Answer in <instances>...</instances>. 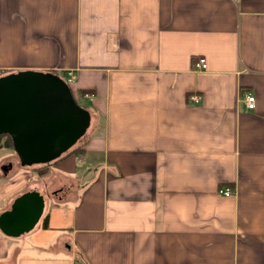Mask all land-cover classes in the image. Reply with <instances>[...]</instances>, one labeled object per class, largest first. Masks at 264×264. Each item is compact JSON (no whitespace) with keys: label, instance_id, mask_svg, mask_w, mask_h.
Segmentation results:
<instances>
[{"label":"crops","instance_id":"obj_1","mask_svg":"<svg viewBox=\"0 0 264 264\" xmlns=\"http://www.w3.org/2000/svg\"><path fill=\"white\" fill-rule=\"evenodd\" d=\"M22 69L73 70L88 123L44 175L0 167V211L44 201L0 264H264V0H0Z\"/></svg>","mask_w":264,"mask_h":264},{"label":"water","instance_id":"obj_2","mask_svg":"<svg viewBox=\"0 0 264 264\" xmlns=\"http://www.w3.org/2000/svg\"><path fill=\"white\" fill-rule=\"evenodd\" d=\"M88 114L67 84L48 71L22 69L0 77V134L6 133L20 165L45 163L85 131ZM37 190L16 195L0 211V232L16 237L33 228L43 211Z\"/></svg>","mask_w":264,"mask_h":264},{"label":"built area","instance_id":"obj_3","mask_svg":"<svg viewBox=\"0 0 264 264\" xmlns=\"http://www.w3.org/2000/svg\"><path fill=\"white\" fill-rule=\"evenodd\" d=\"M192 67L195 70L204 69L206 67L205 59L202 56L197 57L194 60ZM74 77H75L74 72L71 69L66 70L64 74H62L61 76V78L66 84H70L73 81ZM80 95L87 100L92 99L91 93L82 92L80 93ZM190 98L196 101L198 99V96L196 94H193V95H190ZM243 100H244V104L246 108H252L254 106V96L251 93L246 92L243 95ZM217 192L221 194L222 196H230L232 194V190L228 186L219 187L217 189ZM72 264H80V263L73 262Z\"/></svg>","mask_w":264,"mask_h":264},{"label":"trees","instance_id":"obj_4","mask_svg":"<svg viewBox=\"0 0 264 264\" xmlns=\"http://www.w3.org/2000/svg\"><path fill=\"white\" fill-rule=\"evenodd\" d=\"M195 59H193L194 61ZM59 76V75H58ZM60 77V76H59ZM68 86V89L70 90L71 92V95L72 97L75 99L76 101V98H75V94L73 93V89L71 88V86L69 84H67ZM77 102V101H76ZM80 105V104H79ZM82 106L83 108H85L84 105H80ZM84 134V132H83ZM83 134L67 149L65 150L64 152H62L59 156H57L56 158H54L53 160L49 161V162H45V163H33V164H30L32 166L31 170H33L34 174L36 177L38 176H42L44 175L45 173L48 172V169H49V164L51 162H53L54 160L58 159L59 157L71 152V151H75V152H80L82 151V148H80V145H79V140L80 138L83 136ZM0 147H4V148H10L12 149V144H11V139L10 137L6 134V133H3V134H0ZM13 150V149H12ZM30 165H23V166H30ZM34 165V166H33ZM46 219H47V216L44 215L42 217V226H47V222H46Z\"/></svg>","mask_w":264,"mask_h":264},{"label":"rangeland","instance_id":"obj_5","mask_svg":"<svg viewBox=\"0 0 264 264\" xmlns=\"http://www.w3.org/2000/svg\"><path fill=\"white\" fill-rule=\"evenodd\" d=\"M79 102H81L79 100ZM13 154V150L10 149V148H4V147H0V164H5L7 162H11L12 164V167L13 169H15L16 167L18 168H26V169H29L31 170L32 166H23V165H20L18 160L14 157ZM34 166V165H33ZM40 225L42 224V218L40 219ZM46 232V231H45ZM52 232V231H51ZM47 233L49 234H46L43 238L40 236L37 241L38 242H42V241H46L47 239L48 240H52V233H50V231H48ZM21 236H24V235H21ZM26 240H31L30 237H26Z\"/></svg>","mask_w":264,"mask_h":264},{"label":"flooded vegetation","instance_id":"obj_6","mask_svg":"<svg viewBox=\"0 0 264 264\" xmlns=\"http://www.w3.org/2000/svg\"><path fill=\"white\" fill-rule=\"evenodd\" d=\"M9 72H0V77L1 76H4V75H6V74H8ZM15 153H13L12 155H14ZM14 157L18 160V162H19V158L18 157H16V154L14 155ZM0 167H1V170H3V173L4 172H6L7 170H9L11 167H12V164H11V162L9 161V162H7V163H5V164H0Z\"/></svg>","mask_w":264,"mask_h":264}]
</instances>
